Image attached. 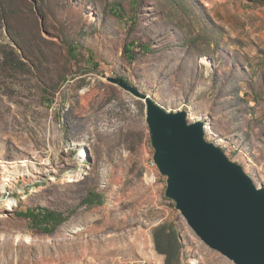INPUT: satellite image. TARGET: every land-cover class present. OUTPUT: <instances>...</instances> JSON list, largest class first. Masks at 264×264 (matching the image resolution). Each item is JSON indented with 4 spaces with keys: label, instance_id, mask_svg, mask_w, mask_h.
<instances>
[{
    "label": "rangeland",
    "instance_id": "obj_1",
    "mask_svg": "<svg viewBox=\"0 0 264 264\" xmlns=\"http://www.w3.org/2000/svg\"><path fill=\"white\" fill-rule=\"evenodd\" d=\"M104 76L202 120L264 186V0H0V264H164L162 224L181 264H234L165 197L145 103ZM39 209L65 221L20 216Z\"/></svg>",
    "mask_w": 264,
    "mask_h": 264
},
{
    "label": "water",
    "instance_id": "obj_2",
    "mask_svg": "<svg viewBox=\"0 0 264 264\" xmlns=\"http://www.w3.org/2000/svg\"><path fill=\"white\" fill-rule=\"evenodd\" d=\"M104 78L146 105L153 162L165 197L210 249L234 264H264V186L205 138L204 122L172 112L122 77Z\"/></svg>",
    "mask_w": 264,
    "mask_h": 264
},
{
    "label": "trees",
    "instance_id": "obj_3",
    "mask_svg": "<svg viewBox=\"0 0 264 264\" xmlns=\"http://www.w3.org/2000/svg\"><path fill=\"white\" fill-rule=\"evenodd\" d=\"M132 46L133 44L124 50L125 56L131 60L134 57ZM145 49L149 50L148 47ZM96 202L97 196L93 193L88 194L85 199V203L89 206H93ZM20 216L29 220L33 228L40 229L45 234L52 233L65 221L61 213L45 209L29 210L20 213ZM153 239L156 251L165 257L164 264H181L178 237L169 224H162L154 228Z\"/></svg>",
    "mask_w": 264,
    "mask_h": 264
},
{
    "label": "bare ground",
    "instance_id": "obj_4",
    "mask_svg": "<svg viewBox=\"0 0 264 264\" xmlns=\"http://www.w3.org/2000/svg\"><path fill=\"white\" fill-rule=\"evenodd\" d=\"M204 131H205V132H208V129L205 127V128H204ZM4 185H5V184H4ZM4 187H5V186H4Z\"/></svg>",
    "mask_w": 264,
    "mask_h": 264
},
{
    "label": "built area",
    "instance_id": "obj_5",
    "mask_svg": "<svg viewBox=\"0 0 264 264\" xmlns=\"http://www.w3.org/2000/svg\"><path fill=\"white\" fill-rule=\"evenodd\" d=\"M152 167H155L154 162H152Z\"/></svg>",
    "mask_w": 264,
    "mask_h": 264
}]
</instances>
